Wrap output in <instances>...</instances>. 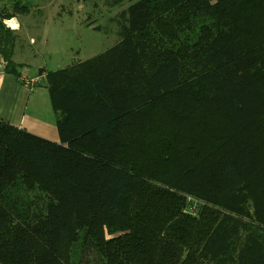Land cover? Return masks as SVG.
Returning a JSON list of instances; mask_svg holds the SVG:
<instances>
[{"label": "trees", "instance_id": "trees-1", "mask_svg": "<svg viewBox=\"0 0 264 264\" xmlns=\"http://www.w3.org/2000/svg\"><path fill=\"white\" fill-rule=\"evenodd\" d=\"M112 21L110 49L47 74L60 143L0 119V264H264V0Z\"/></svg>", "mask_w": 264, "mask_h": 264}, {"label": "rangeland", "instance_id": "rangeland-1", "mask_svg": "<svg viewBox=\"0 0 264 264\" xmlns=\"http://www.w3.org/2000/svg\"><path fill=\"white\" fill-rule=\"evenodd\" d=\"M120 9L108 8L104 0H8L0 3V11L27 16L26 32L30 26L33 44L29 36L23 38V32L11 29L18 34L13 60L27 63L23 68L28 67V72L37 67L57 71L74 60H86L105 51L118 41L113 29L115 24L109 19ZM38 87L45 92L44 82Z\"/></svg>", "mask_w": 264, "mask_h": 264}, {"label": "crops", "instance_id": "crops-1", "mask_svg": "<svg viewBox=\"0 0 264 264\" xmlns=\"http://www.w3.org/2000/svg\"><path fill=\"white\" fill-rule=\"evenodd\" d=\"M135 1L137 0H124L123 2H119L118 5L112 7L106 3V0H104V4L108 8H121L120 11H118L115 16L111 17L109 20L114 23L112 20L124 9H127L131 4L135 3ZM17 14L21 15L24 21H28L27 16L23 13ZM113 29L117 34L116 24L115 28ZM30 33L31 30L29 26V32H23L22 36L23 38L29 36V40L33 44V38L30 36ZM112 45L106 50L110 49ZM14 61L24 65L27 64L16 61L15 59ZM81 61L84 60H74L66 67L77 64ZM40 68L43 67H37V69H33V71L30 72L23 68L20 79H15L11 75L0 70V119L36 136L45 138L55 143H60L61 138L56 125V115L48 90L47 74L50 72V70H47L46 67H44V73H40ZM43 82L45 85V92H43L42 89L38 87V84H43Z\"/></svg>", "mask_w": 264, "mask_h": 264}, {"label": "bare ground", "instance_id": "bare-ground-1", "mask_svg": "<svg viewBox=\"0 0 264 264\" xmlns=\"http://www.w3.org/2000/svg\"><path fill=\"white\" fill-rule=\"evenodd\" d=\"M15 23L18 25V27L16 28H13L12 27V24ZM5 24L10 27V28H13L15 30H18L19 32H24L26 31V24H25V21L23 19V17L21 15H18L12 19H7L5 20Z\"/></svg>", "mask_w": 264, "mask_h": 264}, {"label": "clouds", "instance_id": "clouds-1", "mask_svg": "<svg viewBox=\"0 0 264 264\" xmlns=\"http://www.w3.org/2000/svg\"><path fill=\"white\" fill-rule=\"evenodd\" d=\"M12 27H13V28H16V27H18V25L15 24V23H13V24H12Z\"/></svg>", "mask_w": 264, "mask_h": 264}]
</instances>
